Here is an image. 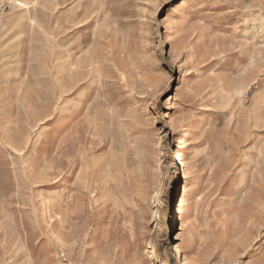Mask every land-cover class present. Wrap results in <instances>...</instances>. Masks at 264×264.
Returning <instances> with one entry per match:
<instances>
[{
  "label": "rangeland",
  "instance_id": "374dc122",
  "mask_svg": "<svg viewBox=\"0 0 264 264\" xmlns=\"http://www.w3.org/2000/svg\"><path fill=\"white\" fill-rule=\"evenodd\" d=\"M0 264H264V0H0Z\"/></svg>",
  "mask_w": 264,
  "mask_h": 264
},
{
  "label": "bare ground",
  "instance_id": "6f19581e",
  "mask_svg": "<svg viewBox=\"0 0 264 264\" xmlns=\"http://www.w3.org/2000/svg\"><path fill=\"white\" fill-rule=\"evenodd\" d=\"M181 148V147H180ZM178 156V155H177ZM179 158V156H178ZM180 159V158H179ZM181 160V159H180ZM180 162V161H179ZM181 166L184 165V162H180ZM186 193L187 189L184 187L182 196L180 197L179 203L180 205L177 206V214L179 215L180 220H183V216L185 214V205H186Z\"/></svg>",
  "mask_w": 264,
  "mask_h": 264
}]
</instances>
